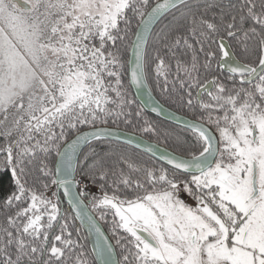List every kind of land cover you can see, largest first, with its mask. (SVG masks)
<instances>
[{
	"label": "snow or ice",
	"instance_id": "1",
	"mask_svg": "<svg viewBox=\"0 0 264 264\" xmlns=\"http://www.w3.org/2000/svg\"><path fill=\"white\" fill-rule=\"evenodd\" d=\"M31 35L48 79L0 37V264H264V0H44Z\"/></svg>",
	"mask_w": 264,
	"mask_h": 264
},
{
	"label": "rangeland",
	"instance_id": "2",
	"mask_svg": "<svg viewBox=\"0 0 264 264\" xmlns=\"http://www.w3.org/2000/svg\"><path fill=\"white\" fill-rule=\"evenodd\" d=\"M7 6L9 7V9L4 8V4L0 5L1 20L8 25L7 28L1 24L0 37L10 40L17 49V53L20 59V71L28 72L36 80H39V78L37 77V75H39L38 66H45V64L40 59H34V54L37 55L38 52H42L50 55L52 53L47 50H40L36 48L34 43L27 47L26 44H28L29 41L34 40V37L31 35L33 31L34 18L41 13H39V10H37L36 12H34V17L27 18L22 16L21 12L15 11L16 9L11 6L10 2ZM37 56L39 57V55ZM185 199L190 204L189 197H185Z\"/></svg>",
	"mask_w": 264,
	"mask_h": 264
},
{
	"label": "trees",
	"instance_id": "3",
	"mask_svg": "<svg viewBox=\"0 0 264 264\" xmlns=\"http://www.w3.org/2000/svg\"><path fill=\"white\" fill-rule=\"evenodd\" d=\"M10 2V4H11V6L13 7V8H15L16 10L15 11H19V12H21V15L22 16H24V17H27V18H32V17H34V12H36L37 10H39V13H41L42 14V7H43V3H44V0H39V3H37V0H33V2H31V4L33 5V10H31V11H22V10H20V9H18L13 3H11V0H5V2H4V8H8L9 9V7L7 6L8 5V3ZM10 11V10H9ZM8 11V12H9ZM18 12V13H19ZM37 17V16H36ZM1 24L3 25V26H5V27H7L8 28V25L7 24H5V22L4 21H2L1 20V17H0V26H1ZM9 30V29H8ZM129 54H130V51H129ZM37 55H39V59L41 60V61H45V58H47L48 60H51V59H54V57H53V55L52 54H50V55H47V53H39L38 52V54ZM47 55V56H46ZM30 56H32V55H30ZM44 64H45V62H44ZM34 69V68H33ZM45 69H46V65L45 66H38V72H39V75H37V77L40 79L41 77H43L44 79H48V76L46 75V73H45ZM153 93L156 95V97L164 104V105H166L168 108H170L171 110H173V111H175L176 113H179V114H182V115H184V116H186V114H185V111L184 110H178L175 106H171V105H169L168 103H166L160 96H159V94H158V92H156L155 90L153 91ZM147 116H148V118L149 119H151L154 123H156L162 130H169V131H173V130H175V131H181V130H184L183 128H180V127H176V126H174V125H171V124H169V123H167V122H165V121H162V120H160V119H158V118H156V117H154V116H152L151 114H148L147 113ZM187 117V116H186ZM137 135H140V136H142V134H137ZM145 139H147V140H149V141H151V142H155V143H157V144H159V145H162V146H164V147H167L169 150H172L171 149V147L169 146V145H166L162 140H160V141H157L155 138H149V137H144ZM138 152H140V153H143V152H141V151H139V150H137ZM146 158V157H145ZM65 208L67 209L68 207L67 206H65ZM102 224H103V222H101ZM77 224H78V222H77ZM104 225V227H105V229L107 230V232H108V234H110L109 233V226L108 225H106V224H103ZM89 247H90V245H89Z\"/></svg>",
	"mask_w": 264,
	"mask_h": 264
},
{
	"label": "water",
	"instance_id": "4",
	"mask_svg": "<svg viewBox=\"0 0 264 264\" xmlns=\"http://www.w3.org/2000/svg\"><path fill=\"white\" fill-rule=\"evenodd\" d=\"M11 1H12L13 3H16L20 8L24 9V7H22V5L25 4L24 2H19L18 0H11ZM137 99H138V102L142 100V101L146 102V103L149 105V108L146 109V112H147L148 114H151L152 116H154V117H156V118H158V119H160V120H162V121H165V122H167V123H169V124H171V125H174V126H176V127H180V128H183V129H184V126H183L182 124H180L177 120L171 119V118H169V117H167V116H165V115H163V114H161V115H157L156 113H153V112L150 110V106H151V104H152L153 102H158V103H160V104L165 108L166 111L173 112V113H175V115L180 116L181 118H185V119L187 118L186 116H184V115H182V114H179V113H176L175 111L171 110V109L168 108L166 105H164V104H163V103H162V102L156 97V95H155L154 93H152L151 100H149V97H148V93H147V91H142L141 94H140V96L137 97ZM138 136H140V135H138ZM142 138H143L145 141H147V142H150V143H153V144H157V143H155V142H151V141L145 139L144 137H142ZM130 147H134V146H130ZM159 147H161V148H165V147L162 146V145H159ZM137 150L143 152V149H142V148L137 149ZM168 150H169V149H168ZM169 151H171V150H169ZM61 199H62L63 202H64V203H63L64 208H65V206L69 207V205H68V203H67V197H64V196H63L62 191H61ZM85 203H88V202L85 201ZM89 211H91L90 208H89ZM77 222H78V221H77ZM78 223H79V222H78ZM101 224H102V223H101ZM102 229L105 231L106 234H108V232H107V230L105 229V227H104L103 224H102ZM90 247H91V245H90Z\"/></svg>",
	"mask_w": 264,
	"mask_h": 264
},
{
	"label": "flooded vegetation",
	"instance_id": "5",
	"mask_svg": "<svg viewBox=\"0 0 264 264\" xmlns=\"http://www.w3.org/2000/svg\"><path fill=\"white\" fill-rule=\"evenodd\" d=\"M19 2H24L25 4L26 3H28L29 2V0H18ZM31 2H33V0H31ZM11 3H13L12 1H11ZM18 9H20V10H22V11H29V10H26L25 8L24 9H22V8H20L16 3H13ZM190 199V204H192L193 203V201L191 200V198H189Z\"/></svg>",
	"mask_w": 264,
	"mask_h": 264
}]
</instances>
